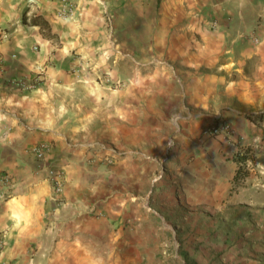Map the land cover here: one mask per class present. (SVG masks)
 <instances>
[{
    "label": "crops",
    "instance_id": "0c3cea01",
    "mask_svg": "<svg viewBox=\"0 0 264 264\" xmlns=\"http://www.w3.org/2000/svg\"><path fill=\"white\" fill-rule=\"evenodd\" d=\"M1 29L0 264H118L149 210L213 262L264 264V169L237 155L264 162V0H0ZM216 118L234 135L204 136Z\"/></svg>",
    "mask_w": 264,
    "mask_h": 264
},
{
    "label": "rangeland",
    "instance_id": "374dc122",
    "mask_svg": "<svg viewBox=\"0 0 264 264\" xmlns=\"http://www.w3.org/2000/svg\"><path fill=\"white\" fill-rule=\"evenodd\" d=\"M220 121L216 118L210 125L219 124ZM223 121L225 125L228 124L232 127V124L228 120L224 119ZM225 130L227 129H222L220 133L214 135L223 134L227 138L230 137L232 135V128L229 131L230 133H225ZM148 198L147 206L155 208L157 212L160 211L161 204L169 199L168 197H162L160 198L161 203L157 200L155 205L151 200L150 194ZM145 218L147 221L155 220L158 225L156 226L157 228L143 222L142 224L139 223L141 224L140 226L137 223L128 222L127 225L130 227L125 229L126 241L128 242H126L125 246L119 248L123 255L119 259L118 264H188L184 254L194 261L195 258H199L203 263L205 262L204 264H232L230 260L226 259L223 252L219 262L211 260L213 252L210 254L198 253L199 247L188 245L189 240L186 239L187 230L182 231L178 227L180 226L179 224L175 221H168L164 214H156L153 210H149ZM206 248L208 249V247ZM209 248L212 249L213 247ZM224 249L228 250L227 247H224ZM203 258L207 261H204Z\"/></svg>",
    "mask_w": 264,
    "mask_h": 264
},
{
    "label": "built area",
    "instance_id": "2783aa9c",
    "mask_svg": "<svg viewBox=\"0 0 264 264\" xmlns=\"http://www.w3.org/2000/svg\"><path fill=\"white\" fill-rule=\"evenodd\" d=\"M30 1L35 2L36 0H30ZM64 10L72 14L73 8L71 7V5H69V6H66ZM10 34L11 33L9 30L1 29L0 30V42L8 40L10 38ZM35 49H37V47H35ZM4 73H5L4 60L0 53V77H2ZM11 82L15 86H18L20 88L30 89L34 87L31 83H29L28 81L22 78H14L12 79ZM223 123L224 121L221 120L219 124L207 126L203 130V134L205 136L214 135V134L220 133L221 132L220 130L222 129H227L225 130V133H230L229 131L232 128V135H234L233 127H230L228 124L225 125V123L224 124ZM51 151H52V145L49 142H41L35 145L34 147H32V152L36 155L37 159L40 161L39 168L47 170L53 192L56 196H59L64 191L65 175L61 169L47 166L44 163V159L46 155L50 153ZM237 155L240 158L239 160L240 168L242 167V169H247V170L248 169L254 170L256 168L264 169V162L260 164L258 161L253 159V157L249 155V151H247L246 147L240 148ZM14 183H15L14 179L8 173H4V172L0 173V197H2L5 194V189L12 187ZM2 247H3V239L0 238V248Z\"/></svg>",
    "mask_w": 264,
    "mask_h": 264
},
{
    "label": "trees",
    "instance_id": "16d2710c",
    "mask_svg": "<svg viewBox=\"0 0 264 264\" xmlns=\"http://www.w3.org/2000/svg\"><path fill=\"white\" fill-rule=\"evenodd\" d=\"M28 11H29V8L26 7L24 9V12H23V21L30 22L33 25L40 26V28H41L42 32L44 33V35L47 36V37H49V38H56L57 37V34L52 32L51 24L49 23V21L47 19H45L43 17L42 14H40V13H34L31 16V18L29 19ZM256 115L257 114L252 115V116H256ZM245 174H246L245 172H238L237 173V176H236V179L238 180L239 178H243V176ZM184 257H185L186 261L188 262V264H198L194 260L190 259L188 255H185L184 254Z\"/></svg>",
    "mask_w": 264,
    "mask_h": 264
}]
</instances>
